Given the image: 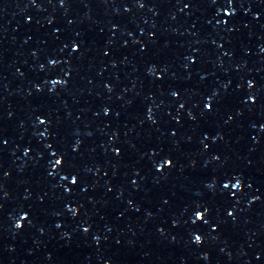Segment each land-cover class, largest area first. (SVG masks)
<instances>
[{
  "label": "snow or ice",
  "instance_id": "snow-or-ice-1",
  "mask_svg": "<svg viewBox=\"0 0 264 264\" xmlns=\"http://www.w3.org/2000/svg\"><path fill=\"white\" fill-rule=\"evenodd\" d=\"M57 163L59 164V163H60V161H57ZM201 215H202V214H199V213H198V214H197V218L199 219V218L201 217ZM196 239H197V240H199V239H200V237H199V236H197V237H196Z\"/></svg>",
  "mask_w": 264,
  "mask_h": 264
}]
</instances>
